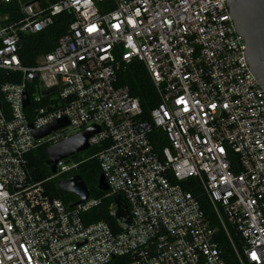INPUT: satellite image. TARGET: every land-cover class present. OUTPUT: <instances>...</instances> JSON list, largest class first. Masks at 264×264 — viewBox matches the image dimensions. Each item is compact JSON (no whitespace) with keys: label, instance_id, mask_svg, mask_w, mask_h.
<instances>
[{"label":"built area","instance_id":"built-area-1","mask_svg":"<svg viewBox=\"0 0 264 264\" xmlns=\"http://www.w3.org/2000/svg\"><path fill=\"white\" fill-rule=\"evenodd\" d=\"M0 1H17L24 15L10 22L0 13V71L19 78L0 83V264H108L123 255L130 264H229V254L264 264V86L230 0ZM64 11L75 19L56 47L23 65V35ZM134 60L159 95L149 118L119 81ZM41 82L58 89L43 96ZM92 125L104 197L122 194L132 219L118 218L113 203L118 231L84 222L102 199L70 207L28 166L29 152ZM78 165L62 159L50 178Z\"/></svg>","mask_w":264,"mask_h":264},{"label":"trees","instance_id":"trees-1","mask_svg":"<svg viewBox=\"0 0 264 264\" xmlns=\"http://www.w3.org/2000/svg\"><path fill=\"white\" fill-rule=\"evenodd\" d=\"M24 3H30L33 1H40L42 6H48L59 0H22ZM0 13L9 15V21L15 22L23 18V14L20 10V5L17 1L2 2L0 1ZM75 19L74 13L70 11H64L55 16L54 23L48 26L41 32L38 33H25L20 40V57L22 63L25 66H33L36 64L37 58L40 55L46 54L52 51L59 38L64 35ZM119 81L123 85H128L131 94L140 100V103L144 110V117L149 118L151 110L158 104L159 95L155 86L151 80V77L143 62L134 60L131 63L125 65L119 71ZM17 81L19 80L18 75L5 74L0 71V83L4 81ZM31 107L26 109L29 114ZM29 115V116H30ZM166 143V142H165ZM49 144H44L29 152L27 155L28 166L33 181L43 182L46 188L47 194L52 197H60L67 204L71 205L75 203L79 197L64 193L58 187V181L72 176L73 174H80L85 182L87 183L91 196L93 198L102 199L98 206L93 207L89 211L83 213L82 217L86 224L95 221L107 222L114 231L119 230L118 222L116 217L110 214V209L114 203L113 197H104L105 191L98 188V180L101 174V167L96 153L100 150L99 146H91L83 153L76 154L72 157L75 162H79L76 169L67 172L58 177L50 178L54 175L52 172V166L48 164V154L46 148ZM48 179V180H47ZM198 194L197 189H192ZM202 204L206 209L207 213H211V205L208 199L203 198ZM228 253V252H227ZM229 256V264H236V261L232 255ZM130 257L127 255L116 256L108 264H130Z\"/></svg>","mask_w":264,"mask_h":264},{"label":"water","instance_id":"water-1","mask_svg":"<svg viewBox=\"0 0 264 264\" xmlns=\"http://www.w3.org/2000/svg\"><path fill=\"white\" fill-rule=\"evenodd\" d=\"M229 6L236 21L238 32L246 39L247 52L251 66L264 86V0H230ZM22 37V34H21ZM58 86L47 88L41 82L43 96H48L55 92ZM30 99L27 91L24 95L25 106L29 105ZM68 124L66 119L50 124L41 130H34L36 138H42ZM100 131L98 125H92L78 133L67 137L46 148L48 154V164L52 166V172L57 173V164L60 160L66 159L71 162L72 156L83 153L90 148L89 139ZM58 187L64 193L74 194L79 199L70 205L85 202L91 196V191L80 174H73L70 177L60 179ZM98 188L102 191L109 189L108 182L104 174H100ZM116 205V215L125 222H132L128 204L122 194L114 196Z\"/></svg>","mask_w":264,"mask_h":264},{"label":"rangeland","instance_id":"rangeland-1","mask_svg":"<svg viewBox=\"0 0 264 264\" xmlns=\"http://www.w3.org/2000/svg\"><path fill=\"white\" fill-rule=\"evenodd\" d=\"M73 157V156H72ZM72 157H70L71 158V161H73L74 162V160L72 159ZM66 160V159H65Z\"/></svg>","mask_w":264,"mask_h":264}]
</instances>
